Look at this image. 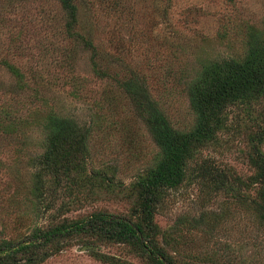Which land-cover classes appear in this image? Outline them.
<instances>
[{
  "label": "rangeland",
  "instance_id": "374dc122",
  "mask_svg": "<svg viewBox=\"0 0 264 264\" xmlns=\"http://www.w3.org/2000/svg\"><path fill=\"white\" fill-rule=\"evenodd\" d=\"M77 11L78 23L69 29L58 0H0V106L32 124L21 127L24 133L0 130V242L21 241L40 223L23 202L28 174L46 148L43 116L54 113L88 128V168L107 170L114 181L127 184L158 153L145 120L152 107L173 128L191 129L195 117L187 90L201 77L202 66L242 59L264 41V0H80ZM85 40L93 42L95 55ZM12 66L23 74L26 88L18 87ZM137 86L147 94H138L141 105L131 98ZM35 114L43 117L37 124ZM263 127L261 105L231 109L219 144L206 156L249 174L253 142L247 134ZM259 148L264 153V140ZM206 211L215 217L208 226L178 225ZM156 223L163 231L172 228L179 254L198 263L264 264V221L225 194L202 208L195 185L171 192ZM100 249L123 254L117 246ZM41 264L103 263L71 247Z\"/></svg>",
  "mask_w": 264,
  "mask_h": 264
},
{
  "label": "trees",
  "instance_id": "16d2710c",
  "mask_svg": "<svg viewBox=\"0 0 264 264\" xmlns=\"http://www.w3.org/2000/svg\"><path fill=\"white\" fill-rule=\"evenodd\" d=\"M58 1L72 29L78 23L80 0ZM84 45L95 55L92 41L85 40ZM11 71L19 77L18 87L26 88L23 74L13 66ZM200 75L187 90L195 117L191 129L173 128L154 107L147 112L146 125L158 153L152 165L127 184L114 181L107 170L88 168V128H79L54 113L43 116L47 121L46 148L37 168L28 174L23 202L40 216V223L21 241L0 242V264H41L71 247L84 248L89 257L103 264H201L187 254L181 256L172 228L163 231L156 223V214L171 192L188 185H195L202 208L222 193L264 221V153L259 148L264 127L261 132L249 130L247 134L253 142L247 156L249 174L239 175L205 153L219 144L231 109L261 105L264 120V41L256 42L242 59L207 62ZM132 93L139 105V95H147L140 86ZM14 113L0 106L2 132L13 134L32 125L19 122ZM42 118L35 114L32 123ZM85 206L87 212H81ZM72 211L80 213L68 217ZM211 215L206 211L192 220H180L178 225L197 230L208 226L205 223L215 218ZM175 229L179 233L177 225ZM101 246H117L123 254L103 252Z\"/></svg>",
  "mask_w": 264,
  "mask_h": 264
}]
</instances>
